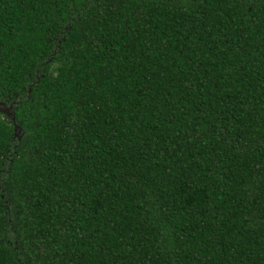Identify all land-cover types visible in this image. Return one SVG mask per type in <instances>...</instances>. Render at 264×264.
I'll return each mask as SVG.
<instances>
[{"label": "trees", "instance_id": "16d2710c", "mask_svg": "<svg viewBox=\"0 0 264 264\" xmlns=\"http://www.w3.org/2000/svg\"><path fill=\"white\" fill-rule=\"evenodd\" d=\"M1 102L0 264H264V0H0Z\"/></svg>", "mask_w": 264, "mask_h": 264}, {"label": "water", "instance_id": "95a60500", "mask_svg": "<svg viewBox=\"0 0 264 264\" xmlns=\"http://www.w3.org/2000/svg\"><path fill=\"white\" fill-rule=\"evenodd\" d=\"M0 105H2V108H0V112L7 113L9 115L10 114L9 112H10L12 107L11 106L6 107L5 103H2V102L0 103ZM17 129H18V127L15 125L14 126L15 132H17Z\"/></svg>", "mask_w": 264, "mask_h": 264}, {"label": "snow or ice", "instance_id": "6c2138e0", "mask_svg": "<svg viewBox=\"0 0 264 264\" xmlns=\"http://www.w3.org/2000/svg\"><path fill=\"white\" fill-rule=\"evenodd\" d=\"M0 108H2V105H0Z\"/></svg>", "mask_w": 264, "mask_h": 264}]
</instances>
